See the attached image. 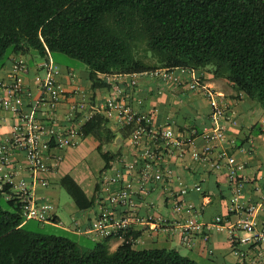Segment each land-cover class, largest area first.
<instances>
[{
	"label": "trees",
	"instance_id": "16d2710c",
	"mask_svg": "<svg viewBox=\"0 0 264 264\" xmlns=\"http://www.w3.org/2000/svg\"><path fill=\"white\" fill-rule=\"evenodd\" d=\"M54 52L85 63L94 92L110 85L103 76L156 69L199 72L194 80L204 86L206 68L211 77L233 86L236 97L242 94L264 111V0H0V67L10 53L48 58ZM211 114L210 109L209 121ZM223 116L231 120L228 104ZM81 132L82 138L97 140L104 165L91 194L72 175L60 178L80 210L95 205L103 172L121 155L120 148L103 150L119 136L103 116L87 120ZM243 145L239 141L237 147L247 150ZM218 172L225 174L227 186L219 181L206 186L201 195L210 201L233 193L227 171ZM244 177L237 171L236 179ZM8 189L7 184L0 188V264H204L175 248L137 250L133 245L141 231L132 229L112 251L111 235L89 233L100 239L85 250L69 237L30 230L27 222L33 219L26 220L6 199Z\"/></svg>",
	"mask_w": 264,
	"mask_h": 264
},
{
	"label": "built area",
	"instance_id": "2783aa9c",
	"mask_svg": "<svg viewBox=\"0 0 264 264\" xmlns=\"http://www.w3.org/2000/svg\"><path fill=\"white\" fill-rule=\"evenodd\" d=\"M36 67L45 71V77L37 82L35 91L25 86L21 76L28 69L24 57L14 58L7 79H0V109L12 118L9 135L0 141V188L9 185L5 197L14 201L26 220L53 221V206L35 197L37 175L55 169L62 161V151L81 140V126L100 115L106 119L107 126L119 134L121 155L116 159L118 165L114 172L101 178L106 206L104 213L93 219L87 232L122 237L134 224L146 223L153 229L177 232L182 242L189 243L194 234L214 229L227 233L235 264H264V215L263 218L257 216L259 211L264 214V200L244 204L240 199L247 179H236L243 163L235 160L222 145L229 140L225 133L226 101L222 93L199 86L194 79L188 82V87L199 90L208 100L212 111L209 123L203 125L199 134L203 143L197 146L195 128L185 131L173 123L157 124L152 115L134 106V90L140 76L180 86L184 82L180 73L186 72L184 70L156 69L103 76L109 86L96 92L79 86L69 92L58 81L61 71L51 59L41 58ZM67 74L73 76L72 72ZM63 104L66 106L61 116ZM240 149L245 150L244 147ZM13 152L24 156L27 175L22 174L20 166L11 158ZM187 155L194 162L208 164L214 171H227L233 182L229 210L239 214L235 220L218 216L208 222L200 221L196 216L199 207L184 201L187 188L174 187L177 178L174 179V168L169 161L184 160ZM112 183H119V186L111 189ZM161 185L167 189L166 202L171 216L159 215L153 219L152 215L139 213L144 195ZM145 205L148 208L152 202H145Z\"/></svg>",
	"mask_w": 264,
	"mask_h": 264
},
{
	"label": "crops",
	"instance_id": "0c3cea01",
	"mask_svg": "<svg viewBox=\"0 0 264 264\" xmlns=\"http://www.w3.org/2000/svg\"><path fill=\"white\" fill-rule=\"evenodd\" d=\"M16 57L26 58L28 69L22 72L21 76L25 86L35 91L37 82L45 77V71L36 67V63H38L41 58L35 54L31 53L23 56L10 53L7 61L0 67V79H7L11 61ZM48 58L54 62L52 55ZM59 68L61 73L57 76V79L69 92L79 86L87 91L91 90L89 82L86 79L87 71L80 73L69 67L59 66ZM67 72H72L73 76L68 75ZM199 75V72H181L180 77L184 82L180 86L142 76L134 90V106L138 110L152 115L154 122L157 124L173 123L176 127L185 131L192 127L195 128L198 134L195 136L194 141L197 146H201L203 140L199 134L202 131L203 125L209 123L210 106L208 100L199 90H192L188 87V82L199 77ZM203 84L204 87L211 88L223 94V99L226 101V104H228L231 113V120L227 123L226 128L227 138L230 140L235 139V141L234 144H230L228 140L222 145L227 147L229 154H231L235 160L242 162L244 165L241 173L248 182L244 185L240 199L244 204L260 203L264 200V125L262 124L264 122V111L255 104L253 100L242 94L236 97L237 92L233 86L228 84L225 80L211 77L206 68L204 69ZM101 92H103V90H101ZM101 92L98 91L99 94H102ZM157 96H161L163 100H167L168 102L173 100L175 104L177 103L176 111H173L170 105H168L169 107L166 108V111H158L157 103L154 102V98ZM65 106L66 104H63L62 110L60 111L61 116H63ZM11 122L12 118L10 114L0 109V141L5 136L9 135ZM117 139L115 144L118 146V149L120 148L121 150V147H119L120 142H117ZM239 141H243V146L248 149L244 151L239 149L237 147ZM71 148L72 147L65 148L62 154L64 155V152ZM11 158L14 160L15 164L20 166L23 172L22 174L27 175L24 170L25 158L22 153L13 152ZM61 162L52 171L40 172L37 175L34 192L37 201L45 200L52 205L49 199L51 196L50 189L53 184L57 183L55 181L56 173L58 172ZM169 164L174 168V179L177 178L174 187L186 186L187 192L183 195V199L185 202L199 207V210L195 209L197 210L196 216L200 221L208 222L218 216L233 221L239 215L237 211L229 210L232 196V193L230 195V191L229 197L222 201L218 198L210 201L211 198L209 195H201L206 186L213 187L216 181H219L221 187H226L227 181L223 177L225 174L212 170L206 163L194 162L189 155H187L184 160L171 159ZM60 178H57L58 182ZM43 181H46V184H43ZM118 186L119 183L110 184L111 189H115ZM92 191L93 189L88 194H91ZM166 191V186L161 185V187L159 186L157 189L145 194L144 200L140 202L139 213L142 215H152L153 219L159 215L171 216V211L166 202ZM150 201L152 205L147 208L145 202L149 204ZM52 206L54 221H50L49 223L61 227L63 230L78 237L85 236L94 242L100 239L99 237L91 236L87 230L93 219L104 213L106 200L102 191L101 196H99V199L93 207L80 210L75 206V210L71 213L72 223L69 227L62 224L55 205L53 204ZM263 215V211H259L257 214L258 218H263ZM183 216L186 217V213H183ZM132 230L134 232L141 231V235L135 241L136 243L143 241L146 243L160 242L164 243L166 247L175 249L179 246L184 248L187 252L184 254L181 253L182 255H187L204 264L235 263V259L231 254V245L225 231L212 229L203 234L196 233L189 243H184L180 238V234L177 232L169 233L160 229H153L146 223H136L132 226ZM79 239L80 238H78V240ZM121 241V237L113 236L108 242L109 249L111 251L114 250ZM223 250H229V257L230 254L232 255L229 260L223 256Z\"/></svg>",
	"mask_w": 264,
	"mask_h": 264
},
{
	"label": "rangeland",
	"instance_id": "374dc122",
	"mask_svg": "<svg viewBox=\"0 0 264 264\" xmlns=\"http://www.w3.org/2000/svg\"><path fill=\"white\" fill-rule=\"evenodd\" d=\"M52 59L55 63H57L60 67H69L76 72L83 73L87 71V66L82 61L71 57L65 53L61 52H54L52 54ZM142 77V76H140ZM139 77V79H141ZM154 102L157 103L158 111H166L170 105L173 111H176L177 103L175 104L173 100L168 102L167 100H163L161 96H157L154 98ZM150 105V104H148ZM8 116L7 114H5ZM264 125V123H262ZM116 143V142H115ZM115 143H107L103 144V150H110V151H117L118 146ZM97 140L92 136H86L81 138L79 143L72 147L71 149H67L63 155V161L60 164L58 172L56 173V184H53L51 191V196L49 197L50 202L52 205H55V208L60 216V221L66 227H69L72 223L71 213L75 210V204L70 197V195L66 192V190L59 184L58 179L65 174L72 175L78 183L83 187V189L90 193L93 189L94 183L98 180L101 169L103 168L104 161L100 157L98 151L96 150ZM118 162L116 160L112 162V166L105 170L102 174V179H105L107 176H110L113 172ZM60 225V224H58ZM61 226V225H60ZM27 227L33 231H41L46 234H53V235H61L69 237L79 243L82 249H91L93 247L94 241L87 237H78L75 236L61 227H57L49 222H44L38 224L36 221L29 220L27 222ZM78 238H80L78 240ZM133 247L137 250L142 249H150V248H160L166 247L164 243L160 242H152L146 243L138 242L133 245ZM176 247V246H175ZM180 253L184 254L187 253L186 250L182 247H176ZM225 249V248H224ZM224 257L229 260L232 256L230 254L229 257V250H223Z\"/></svg>",
	"mask_w": 264,
	"mask_h": 264
},
{
	"label": "water",
	"instance_id": "95a60500",
	"mask_svg": "<svg viewBox=\"0 0 264 264\" xmlns=\"http://www.w3.org/2000/svg\"><path fill=\"white\" fill-rule=\"evenodd\" d=\"M119 139H120V138L118 137L117 142L119 141Z\"/></svg>",
	"mask_w": 264,
	"mask_h": 264
}]
</instances>
